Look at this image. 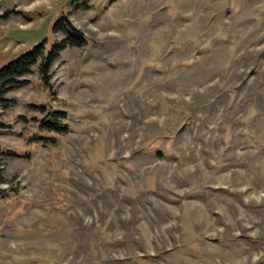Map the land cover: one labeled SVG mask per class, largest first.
I'll use <instances>...</instances> for the list:
<instances>
[{
	"label": "rangeland",
	"instance_id": "rangeland-1",
	"mask_svg": "<svg viewBox=\"0 0 264 264\" xmlns=\"http://www.w3.org/2000/svg\"><path fill=\"white\" fill-rule=\"evenodd\" d=\"M70 2L0 0V68L87 39L2 95L0 264H264V0Z\"/></svg>",
	"mask_w": 264,
	"mask_h": 264
},
{
	"label": "trees",
	"instance_id": "trees-1",
	"mask_svg": "<svg viewBox=\"0 0 264 264\" xmlns=\"http://www.w3.org/2000/svg\"><path fill=\"white\" fill-rule=\"evenodd\" d=\"M88 1L89 0H71L70 3L77 7L78 3L81 2L85 7ZM51 31L52 33H59L62 35L63 39L60 43L55 42L46 47L45 40H42L0 68V102L3 101L2 95L6 91L15 89L16 87H22L26 84V81L22 80V77L30 74L33 67L37 68L40 79L44 85H47L49 80V69L58 57L59 52L64 49L66 45L82 47L87 43V39L84 34L77 30L65 15H60L54 21ZM38 110H42L43 112L45 111L43 106L38 107ZM58 114L64 115L63 112L55 110L47 111L45 119L39 120V127L50 132H68L69 128L67 124H58L54 121L56 115ZM0 127H2L1 123ZM33 141L55 143L53 138L36 135L33 138ZM9 154L15 155L12 153Z\"/></svg>",
	"mask_w": 264,
	"mask_h": 264
}]
</instances>
